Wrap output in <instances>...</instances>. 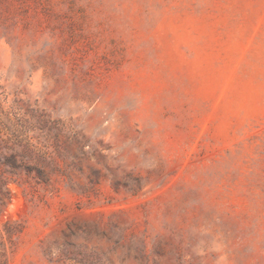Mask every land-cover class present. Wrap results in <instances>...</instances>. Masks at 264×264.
Here are the masks:
<instances>
[{
    "label": "rangeland",
    "instance_id": "obj_1",
    "mask_svg": "<svg viewBox=\"0 0 264 264\" xmlns=\"http://www.w3.org/2000/svg\"><path fill=\"white\" fill-rule=\"evenodd\" d=\"M0 264H264V0H0Z\"/></svg>",
    "mask_w": 264,
    "mask_h": 264
}]
</instances>
